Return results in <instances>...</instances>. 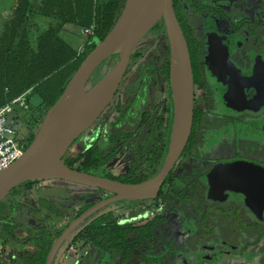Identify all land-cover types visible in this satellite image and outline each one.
<instances>
[{
    "label": "flooded vegetation",
    "instance_id": "flooded-vegetation-1",
    "mask_svg": "<svg viewBox=\"0 0 264 264\" xmlns=\"http://www.w3.org/2000/svg\"><path fill=\"white\" fill-rule=\"evenodd\" d=\"M188 1L195 15L202 17V26L195 30L194 22L187 23L181 15L178 0H174L178 22L180 26L181 22L185 25L188 34L189 41L185 39L193 80L192 124L187 142L154 199L115 203H126L129 215H133L128 221H134V216L139 215L137 219H141L147 216L145 212L152 213L146 207L166 191L187 215L192 211L190 216L181 217L179 210L172 222L176 230L178 225L182 226L183 236L192 231L189 236L195 246L188 250L185 264H264V220L250 209L241 195L227 189L214 191L212 180L213 172L224 163L245 161L264 169V32L259 29L264 26V0H220L219 5ZM254 19L258 22L255 23ZM243 25L245 29H242ZM126 73L127 68L124 75ZM142 91L139 89L131 98H121L117 88L110 103L78 137V143L83 147L86 145L80 153L95 148L103 155L114 151L109 161L123 157L124 169L116 174L111 173L106 165L111 176H123L128 180L123 183H139L154 176L162 166L168 140L171 121L169 82L167 94L155 96L152 113L141 109ZM110 108H113L112 117L99 124ZM36 116L27 108L15 121L16 127L25 133L27 142L33 135L30 122L34 126ZM160 117L164 120L162 126L156 123ZM96 125L101 126L99 132L103 134L99 139L91 135ZM118 125L124 130L115 134L113 129ZM126 128L130 130L126 131ZM188 151L201 166L189 174L181 168L175 178L174 170ZM175 182H183L177 190L174 186L171 189V183ZM189 198H192L193 205L185 206ZM227 198L230 203L225 202ZM27 203H16L17 209L5 222L11 229L6 233L3 229L0 231V264L16 263L18 258L23 260V256L30 257V260L20 264L39 263L36 262V253L29 249L33 244V240L28 239L31 235L17 238L14 234L19 229L20 215L28 219L27 216L33 215L36 209L44 212L38 206L27 209ZM19 209H25L24 214ZM162 225L161 218L156 228ZM183 253L179 251L173 255Z\"/></svg>",
    "mask_w": 264,
    "mask_h": 264
},
{
    "label": "water",
    "instance_id": "water-1",
    "mask_svg": "<svg viewBox=\"0 0 264 264\" xmlns=\"http://www.w3.org/2000/svg\"><path fill=\"white\" fill-rule=\"evenodd\" d=\"M163 21L169 48V92L171 121L160 170L139 183H123L68 167L61 156L84 133L115 95L131 53L159 21ZM115 57L114 73L103 76L88 88V82L104 61ZM193 80L187 42L176 17L172 0H125L114 26L74 72L56 102L43 115L33 139L20 158L0 171V198L25 183L64 180L92 189L107 197L71 220L52 244L45 263L52 264L62 242L88 217L118 201L154 199L180 156L192 124ZM30 105L42 103L39 95ZM135 106L132 105L130 110ZM213 190L227 189L241 195L264 220V169L245 161L222 164L213 172Z\"/></svg>",
    "mask_w": 264,
    "mask_h": 264
},
{
    "label": "trees",
    "instance_id": "trees-1",
    "mask_svg": "<svg viewBox=\"0 0 264 264\" xmlns=\"http://www.w3.org/2000/svg\"><path fill=\"white\" fill-rule=\"evenodd\" d=\"M12 2L9 20L3 25L0 34V106L27 92L25 96L27 108L31 114L39 113L43 117L48 108L56 102L74 72L110 32L125 0H13ZM173 6L176 12L177 7L174 0ZM40 19L47 20L48 25L39 31L38 21ZM66 26H75L81 31L93 27L92 35L87 38L78 52L61 36ZM181 26L189 41L182 22ZM156 27L164 31L161 19L152 29ZM135 57L136 52L133 51L130 59ZM154 60L160 64L159 68L169 82L168 43L156 52ZM153 70L154 66H151L150 71ZM34 94L42 99L38 107H33L29 103V99ZM163 122L164 120L160 117L156 123L162 126ZM162 137L165 140L163 133ZM68 149L61 156V160L68 167L120 182L128 181L123 176L119 178L111 176L112 174L106 169V163L114 151L113 154L110 152L103 155L95 148H90L83 153L66 156ZM42 183L59 185L70 182L45 180L11 188L5 194L4 199L3 196L0 198V231L3 229L6 233L11 229V227L7 228L5 222L11 219L17 209L16 203L27 202L23 198L25 190H32L33 187ZM35 189L38 191L37 188ZM94 190L98 193H105L100 189ZM34 203L40 210L51 213L55 218H61L66 213L53 205L49 198L38 197ZM91 205L84 204L79 208V204L76 208L79 213L74 215V218ZM106 209L107 207L99 210L78 226L73 231L70 243L73 245L79 241L84 245L90 244L107 254L115 264H125L152 240L154 229L161 222V218L155 215L145 219L146 221L142 223L119 222L113 212ZM64 227L55 230L48 228L28 238L33 240V244L37 247V253L35 252L36 262H39L37 264H44L51 245Z\"/></svg>",
    "mask_w": 264,
    "mask_h": 264
},
{
    "label": "rangeland",
    "instance_id": "rangeland-1",
    "mask_svg": "<svg viewBox=\"0 0 264 264\" xmlns=\"http://www.w3.org/2000/svg\"><path fill=\"white\" fill-rule=\"evenodd\" d=\"M13 0H0V34L3 30V25L9 20V15L11 13V6ZM179 5L181 7V15L183 19L188 23L192 24L194 22L196 25L194 27L195 30H199L202 26V17L200 15H195L193 8L188 0H178ZM198 4H213L219 5L220 0H196ZM246 9H244V12ZM257 19V18H256ZM254 19L255 23L258 20ZM208 23L207 21L205 22ZM48 21L40 19L38 21V28L39 31L43 30L47 27ZM246 26L243 25L242 29H245ZM261 31L264 32V26L259 28ZM258 29V30H259ZM61 36L68 42H70L77 50L80 49L83 44L86 42V36L84 35V31L75 27V26H66L64 30L61 32ZM166 34L165 29L164 31L156 27L150 30L144 38L138 43L135 47L134 51L136 52V57L131 59L127 66V73L124 75L118 89L121 98H131L135 92L139 89H142V107L141 109L146 112L153 111V104L156 102V95H162L163 97L167 94V85L168 79H166L161 71L160 64L154 60V56L157 51L163 49V46L166 45ZM259 46V45H258ZM254 49L258 51L257 45L254 44ZM116 66V58L112 57L105 62H103L97 69L93 72V75L90 77L88 82V88L93 86L100 78L105 75V71L111 67ZM151 66H154V70L150 71ZM14 109L16 111L25 110L22 109L21 106L18 104L14 105ZM113 108L107 110L104 113L101 121L110 119L112 117ZM39 116V113L35 117V120ZM131 120V119H129ZM41 121L34 124L30 122V126L32 128H38ZM99 125H96L94 132L91 133L92 137H96L99 139L103 134L101 131L99 132ZM118 130H124L123 127L119 128V125L113 129V132L117 134ZM130 130L129 128L125 129ZM200 133H203V130L199 129ZM21 133L24 134L22 130ZM104 137V136H103ZM105 138V137H104ZM97 139V140H98ZM138 141V140H137ZM86 145H84L85 147ZM81 144L78 143V139H76L69 147L66 156H71L74 154L80 153L82 148H84ZM190 151H188L184 157L179 161L175 168L174 177L177 178L178 172L183 169L184 173L189 174L191 170L200 167V163L190 156ZM106 165H108L107 169L116 174L120 170L124 169V159L115 158L109 161ZM189 172V173H188ZM183 182H175L171 183L177 189L182 185ZM37 188L38 191L35 189ZM33 187L32 190H25V194L23 198L25 201L27 200V209L33 210L36 208L35 199L38 197H45L49 198L53 205L57 208L66 212L64 216L61 218H55L49 212H40L39 210H34V214H29L28 219L24 218L22 215V219L18 220L17 226L19 229L15 231V236L17 238H23L26 235H34L41 231H46L48 228L51 230H55L57 228L64 227L68 224L71 220H73L74 215H76L78 210L76 209L77 206L80 204V207L84 204H94L99 200L108 196L107 193H98L92 188L80 187L79 185H73L70 183H60L59 185L54 184H40L38 186ZM205 199L206 195L204 194ZM5 198V195L2 197ZM192 198L186 201L185 206H192L193 202L191 201ZM193 200L197 201V199L193 198ZM208 201V200H207ZM230 199L227 198L225 202L230 203ZM76 202V203H75ZM73 204L74 208H73ZM33 207V209L31 208ZM127 204L126 203H114L107 206L106 210H111L119 222L128 221L132 213L129 215V211H127ZM147 209H150L152 213L145 212L147 216L139 218L136 217L134 219V223H142L146 221L145 219L152 217L154 215L160 216L162 218V226L160 228L154 229L155 237L147 243L142 249L136 254V256L130 261L126 262L125 264H185V258L189 256L188 250H191L195 246V241L191 239L189 234L192 231H187L184 233V236L181 235L180 226L178 225V229L176 230L175 225H172V222L175 221L178 211L180 212V216H190L191 212L189 211L188 215L186 211L182 210V206H176L175 198H170L168 193L165 191L164 195H161L158 199L150 202ZM24 214L25 209H19ZM245 210V208H243ZM24 211V212H23ZM27 212V211H26ZM185 212V213H184ZM184 214V215H183ZM144 215V214H143ZM142 216V215H141ZM25 223V226H23ZM165 224V226H164ZM26 225L28 228H26ZM182 227V226H181ZM182 232L183 229H182ZM186 232V231H185ZM74 232H71L67 239L64 241V244L60 248L53 264H96L95 258H92L89 255L88 249H82L80 242L73 244L71 247L70 238ZM165 234H169L172 238L166 236ZM171 234V235H170ZM162 237H161V236ZM165 235V236H164ZM186 235V236H185ZM223 244V243H221ZM225 244V243H224ZM221 246H219L220 248ZM27 248V246H24ZM30 252L34 251L37 253V247L35 244H31L29 246ZM186 249V251H185ZM179 251H183V254H178L174 256L173 254ZM185 254V255H184ZM63 260H61L62 256ZM30 260L27 257L23 256V260L18 258L16 263L13 264H20L21 261L27 263ZM114 261V260H113ZM97 264H111V258L108 257L107 254L104 255V259L99 260Z\"/></svg>",
    "mask_w": 264,
    "mask_h": 264
},
{
    "label": "built area",
    "instance_id": "built-area-1",
    "mask_svg": "<svg viewBox=\"0 0 264 264\" xmlns=\"http://www.w3.org/2000/svg\"><path fill=\"white\" fill-rule=\"evenodd\" d=\"M93 33V27L90 29H84V35L86 40ZM79 49L77 50V52ZM27 92H24L20 96L13 99L11 102H7L0 106V171L10 166L14 161L21 157L26 145L29 143L26 140L25 133H21L16 127V119L22 115V111H16L14 105L18 104L23 110L27 109L25 103V96ZM42 116L39 114L35 123L41 121ZM34 135L37 128H32ZM30 140V139H29Z\"/></svg>",
    "mask_w": 264,
    "mask_h": 264
},
{
    "label": "crops",
    "instance_id": "crops-1",
    "mask_svg": "<svg viewBox=\"0 0 264 264\" xmlns=\"http://www.w3.org/2000/svg\"><path fill=\"white\" fill-rule=\"evenodd\" d=\"M82 249H88L89 255L92 256V258H95L96 264L98 263L99 260L104 259L105 253L102 252L100 249L93 247L92 245H84L82 242H80ZM64 255L62 256L61 260H63ZM61 264V261L60 263ZM111 264H115V262L111 259Z\"/></svg>",
    "mask_w": 264,
    "mask_h": 264
},
{
    "label": "bare ground",
    "instance_id": "bare-ground-1",
    "mask_svg": "<svg viewBox=\"0 0 264 264\" xmlns=\"http://www.w3.org/2000/svg\"><path fill=\"white\" fill-rule=\"evenodd\" d=\"M114 70H115L114 67L109 68L108 70L105 71V75L104 76L105 77L111 76L114 73Z\"/></svg>",
    "mask_w": 264,
    "mask_h": 264
}]
</instances>
